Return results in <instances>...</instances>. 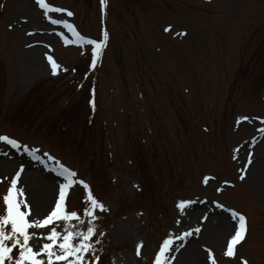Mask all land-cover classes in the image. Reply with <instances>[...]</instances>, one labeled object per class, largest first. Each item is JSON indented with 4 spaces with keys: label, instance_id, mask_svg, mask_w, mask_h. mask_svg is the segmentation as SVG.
Segmentation results:
<instances>
[{
    "label": "rangeland",
    "instance_id": "1",
    "mask_svg": "<svg viewBox=\"0 0 264 264\" xmlns=\"http://www.w3.org/2000/svg\"><path fill=\"white\" fill-rule=\"evenodd\" d=\"M17 1L12 14L5 15L6 25H10L18 11L27 18L36 12L31 0ZM51 1L72 7L77 12L85 32H91L95 36L100 28H106L107 24L109 27L111 21L112 29L109 27L107 30L111 33H109L111 42L109 41L107 45L103 64L95 65L93 68L90 62L82 63L79 59L73 63L71 57L76 56L80 51L68 52L69 58L65 56V59L70 60L67 67L84 66L87 73L80 80L81 89H73L70 86L71 83L67 80L70 79L71 73L60 67L62 72L56 76L65 79L62 83L65 90L54 88V95L48 103L44 101L40 109L44 112V119H54L61 114L67 115L68 128L64 131L67 137H71L74 132L76 139H80L81 136L87 137L88 126L85 127L84 119L87 122L92 121L93 127H99L101 133L93 146L88 139L83 143L84 154L79 153L80 155L71 154L68 151L69 147L63 145L65 143H60L59 139H46L41 134L29 132L19 134V127L10 120H0V133L16 132L17 138L26 148H38L54 156L61 164L75 171L77 177L89 185L94 198L107 209L106 211L97 209L94 213L97 219L94 222L96 234L92 237V243L95 256H99V260L96 261L93 254L89 253L86 264H154L161 247L160 239L166 240L172 231H176L177 223L174 222V215L177 205L191 198H203L206 202V199H218L221 197L218 192L221 188H224L222 192H226L225 195L233 204L253 220L247 241L239 250L240 255L246 257L251 264H264L262 233L264 182L257 184L254 175L250 172L246 179L239 183L237 179L240 178L237 173L240 169L236 162L238 156L251 157L252 150L249 145L259 138L260 124L264 126V100H262L264 86L261 91L258 90L251 96L252 89L249 83L253 79L252 74L256 65L254 63L259 53L254 57L249 55L264 37V0H202L207 7L206 13H213L211 16H206V22L219 24L223 26V31H229L227 35H219L218 38L221 39L219 45H216L217 41L213 39V32L218 35L221 27L215 31L212 29L213 32H204L201 24L205 13L199 10L197 14L201 18L191 14H179L176 10L165 14L164 9L160 7L163 1L157 2V5L151 0H146L148 2L146 9L138 5L126 12L122 8V0H107L105 21V14L98 11V0L88 3H85V0ZM187 1L193 5L201 4L200 0ZM130 6L134 5L130 4ZM142 6L144 7L145 4ZM150 7L155 8L150 9ZM28 25L33 26L30 21ZM118 32L122 39L119 38ZM163 32L167 36H163ZM182 36L185 38L183 39ZM18 37L21 38V35L19 34ZM163 37L172 40L179 48L178 53L181 54L179 56L176 54L178 58L171 62L169 57L173 55L168 56L165 48L160 56L155 53V48L162 46ZM17 38L14 31L7 30L4 31L3 37H0V70L2 66L4 69L1 83L4 82L5 85L0 101L2 113L7 109L12 110V106L26 96L33 85L29 86V80L26 81L28 78L23 75L21 67V70L18 67L20 57L18 54L24 40L20 41ZM7 40L12 46H8ZM241 45L246 47L242 55ZM182 46L187 48V53L183 51L184 48L181 49ZM212 46L218 48L216 50L220 51L223 58L229 51L232 54L233 50L237 49L236 56L234 58L230 56L229 59L233 66L232 70L225 69V73L219 71L214 74L212 66L220 65L213 64V61L221 59L211 56L207 61L202 58L206 55L209 57ZM84 51L81 53H85ZM172 53H176V49ZM162 58H166L163 63H161ZM236 62L239 63L240 71L237 70V65L234 68ZM220 68L223 66L221 65ZM198 69L201 73L200 78H198ZM66 73L69 75H64ZM210 75L212 77L205 82ZM162 76L167 81L159 84V78ZM258 76L260 73L256 74V77ZM190 80L194 83H190ZM227 80L229 87L225 88ZM49 81L48 86L60 82L55 79ZM38 82L40 81L36 83ZM199 82L202 83L201 86ZM222 83L223 86H217L215 92L207 93ZM93 86L97 88V103L92 102ZM226 95H231L233 104L241 100V104L234 107V110L238 109L239 112L233 118L228 114L229 100ZM206 96L211 97L205 99ZM225 98H227L226 103ZM72 109L81 112V115H69ZM89 113L95 120H91ZM157 114L165 117L166 121L153 119V116L157 118ZM72 117L80 119L76 127L70 123ZM225 123H227L226 127ZM182 124L185 129L181 128L177 131L176 127L178 125L181 127ZM238 125H241V128L237 127ZM220 131L224 138L222 141L219 137ZM262 133L264 131L259 134ZM151 134H154L153 138H149ZM262 141L264 142V136ZM240 144H246V148L234 155V148ZM152 156L157 157L156 161H150L149 157ZM166 156L171 168H175L176 176L162 177L158 184L155 173L166 168V162H161ZM83 158L85 161H82ZM185 161H187V173L183 174L181 170ZM90 162L94 164L93 172L88 168ZM8 170H6L8 176L0 183V197L6 194L5 189L15 172V168ZM213 173L217 179L212 175ZM230 180L236 183L235 190L225 188L226 184L231 183ZM161 184L165 185L158 188ZM89 189L82 186L79 191L73 192L67 201V210H77L84 223L81 224L77 220L54 221L40 233L35 229H29L30 233L35 234L30 240V245L34 249L48 242L44 237L50 234L53 227L63 234L65 224L69 223L73 231H86L88 220L91 218L83 216V209L86 207L85 200ZM54 193L55 187L47 209ZM4 211L5 205L0 199V213ZM200 214L201 212H198L196 215ZM123 222L128 226L126 234L121 233ZM113 225L118 226L117 232ZM207 225L210 226L209 222ZM182 226L180 224L179 228ZM132 227L139 229L138 234L132 232ZM138 240L142 241L144 247L140 259H135L132 248L134 250L138 245H135ZM198 244L213 248L220 257L223 238L222 241L217 242L216 238H212L206 232L202 234ZM181 258L180 256L175 264H182ZM220 264L238 263L220 259Z\"/></svg>",
    "mask_w": 264,
    "mask_h": 264
},
{
    "label": "snow or ice",
    "instance_id": "2",
    "mask_svg": "<svg viewBox=\"0 0 264 264\" xmlns=\"http://www.w3.org/2000/svg\"><path fill=\"white\" fill-rule=\"evenodd\" d=\"M36 2L44 10L46 18H49L48 13L65 11L59 7L50 6L45 0H36ZM101 4L106 5V0H101ZM67 15L72 16L73 13L69 11ZM50 22L53 25L62 24L64 28L71 30L80 45L92 46L91 65L94 68L101 55L104 43L82 37L75 31L74 26L67 21L50 19ZM29 34L31 35V33ZM104 36L106 39V32ZM47 59L51 63L52 74L57 75L60 66L52 60L51 56L47 57ZM64 71H67V69H64ZM0 142H5L12 148L20 147L17 140L7 135H0ZM36 158L38 159L39 157L37 156ZM248 162L251 163L250 158ZM22 171L23 169L21 168L16 176L11 179L10 187L6 194L0 197L5 205V211L0 213V264H6V262L7 264H86V257L89 253H92L95 260L98 261L99 256H95V248L92 243V237L96 234V225L94 222L97 217L94 213L97 209L100 211H106L107 209L94 198L89 189V185L84 181L75 180L74 178L77 176V173L69 170L67 167L61 166L57 175L62 177L64 182L59 185V198L54 201V208L47 215L46 219L42 221H30L27 217L31 215V209L26 199H20V197L24 196L23 188L17 187ZM241 179H243V176ZM76 183L81 184L85 189H89L86 194V207L83 209V216L91 218L88 220L86 231H73L72 225L69 223L65 224L63 234L53 227L50 234L44 237L48 242L34 249L30 245V240L33 239L35 234L30 233L29 229L43 228L51 225L54 221L71 222L77 220L81 224L84 223V220L81 219L77 210L69 211L66 208V190ZM22 207L26 208L27 211H23ZM178 207L183 210L185 203L180 202ZM232 217L237 221L238 227L234 230V235L231 236L230 241L226 245L227 251L225 254L228 257L235 255V246L244 239L246 233V218L235 212L232 213ZM196 231L198 232L199 229H196ZM188 235H191V233H185L179 239L183 240ZM36 238L39 239L40 237ZM96 243H99V241H96ZM171 244L172 240L170 239L164 241L163 246L159 249L158 255L155 257L154 264H166L168 259L166 253L170 251ZM213 264H215L214 260Z\"/></svg>",
    "mask_w": 264,
    "mask_h": 264
},
{
    "label": "bare ground",
    "instance_id": "3",
    "mask_svg": "<svg viewBox=\"0 0 264 264\" xmlns=\"http://www.w3.org/2000/svg\"><path fill=\"white\" fill-rule=\"evenodd\" d=\"M39 15V13H34L32 16V23H37L35 19V15ZM40 16H37V19L39 20ZM21 22L17 19H15L12 22V29H16ZM17 30V29H16ZM26 30V29H25ZM49 34V32H46ZM22 35L25 39V49H22L20 51V59H19V66L22 69V72L26 78L32 79L33 76H35L37 73H50L51 67L45 65V63L42 60V54L49 46L50 42L53 41L52 36H45L42 39L32 38L28 39V35L25 34V31H22ZM30 44L36 45V47L28 49ZM46 46V49L43 50ZM40 52V53H39ZM38 77V76H36ZM257 149V152L254 153L253 161L250 166L251 172L256 180V183L259 184L261 181L264 182V142L259 143L258 147H255ZM2 154L0 155V174H2L7 167L8 164H10V167H18V170L23 169L22 171V177L18 182L17 187L23 188L24 195H26V198H28L32 212L31 215L27 218L30 221L33 220H41L43 215L46 213V209L48 207L50 197L52 194V190L54 186L58 182H61L59 175H45L42 173H39L36 169H31L33 166L29 165V162L26 159H23L21 156L17 154H13L10 152H6L2 150ZM11 159V160H10ZM197 203L194 201L191 203L190 208L188 210H193V212L197 209ZM190 214V213H188ZM217 219L212 226V232L213 236L217 240L223 238L225 234H229L231 230V224L229 219L225 216L220 214L219 212L216 213ZM126 222H123L121 224V233L126 234L128 230V226ZM114 230L117 232L118 226L116 225L114 227ZM39 232H42V230H39ZM139 229L136 228L134 230V234H138ZM194 238H188L191 239L189 243L186 245V247L182 250V264H205V259L194 247Z\"/></svg>",
    "mask_w": 264,
    "mask_h": 264
}]
</instances>
